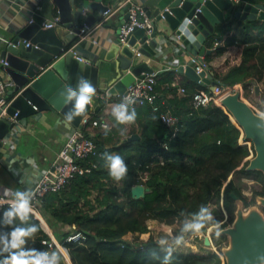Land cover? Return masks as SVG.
Listing matches in <instances>:
<instances>
[{
	"label": "trees",
	"instance_id": "trees-1",
	"mask_svg": "<svg viewBox=\"0 0 264 264\" xmlns=\"http://www.w3.org/2000/svg\"><path fill=\"white\" fill-rule=\"evenodd\" d=\"M249 1L264 5V0ZM215 31L207 39L208 44L225 37L224 44L215 46V54H222L227 45H235L239 59L222 71L210 64L213 54L205 60L221 86L235 85L246 100L247 88L259 85L264 78V19H226L215 26ZM198 90L209 88L175 68L156 74L155 101L159 110L144 104L130 111L138 125L127 134L120 132L122 120L111 116L113 126L91 136L102 152L101 156L88 158L95 166L88 172L73 174L63 188L43 195L38 207L42 224L67 249L72 264H225L218 243L226 235L217 236L209 229L219 230L232 221L235 201L230 191L245 205L253 204L256 195L264 196V176L260 170H246L253 146L242 139L241 128L218 100L193 106L191 98ZM104 104L100 100L89 116L99 117ZM159 111L174 114L176 123L166 125ZM133 134L139 137L129 138ZM117 155L127 169L119 180L110 175L109 169L110 158ZM143 172L147 173L145 180L141 178ZM235 176L250 177L260 187L248 197L241 192ZM135 183L149 187L144 197L132 196L131 186ZM209 205H214L212 215L205 220ZM194 215H201V219ZM149 221L179 227L174 234L168 233L172 240L152 235L142 239L140 234L150 230ZM188 223L200 225L209 234L210 247L194 249L197 238L178 242L182 227ZM42 224L29 210L21 213L15 206H2L0 264H12L13 257H22L29 264L36 260L40 264H65L56 246L47 244L51 237ZM74 231H81L84 240L66 241L65 237ZM18 232L24 233L19 244L14 240ZM200 239L203 242V237Z\"/></svg>",
	"mask_w": 264,
	"mask_h": 264
},
{
	"label": "water",
	"instance_id": "water-1",
	"mask_svg": "<svg viewBox=\"0 0 264 264\" xmlns=\"http://www.w3.org/2000/svg\"><path fill=\"white\" fill-rule=\"evenodd\" d=\"M51 1L57 6L61 30L56 26L44 28L36 20L28 22L2 51L1 58H4L7 64L1 68L13 81V85L6 91V96L10 99L6 112L9 116L17 112L15 118L20 119L45 110H56L71 124L78 126L90 105L86 104L85 110L77 114V97L85 85L93 89L98 87L99 62L82 57L79 59L80 55L74 45L79 41L80 28L92 26L101 19L102 12L109 4H103L102 0H94V4H91V0ZM130 4L128 2L125 8ZM92 5H95L93 7H96L99 13L84 15L82 10ZM225 10H229V17L236 19H264V5L260 2L247 1L235 5L232 0H181L164 9L159 15V19L162 18L167 23V31H170L163 32L161 36L169 39L172 34H178L179 44L186 53L196 55L201 60L205 53L211 51L203 43L216 32L215 26L226 20ZM127 19L128 11L121 24ZM157 35L155 28L151 33H147L143 27H134L124 41H120L117 35L108 44L103 59L112 62L114 68V77L105 86L108 95L124 96L127 86L146 73L154 71L159 74L163 71L155 70L149 63L151 57L156 54ZM136 51L145 59L137 56ZM176 70L190 80L207 86L209 91L222 85L210 68L197 74L193 66L180 64ZM69 90L75 92L76 96L69 99ZM254 92L259 93L258 84L254 86ZM91 101L93 102V97ZM218 101L241 128L243 138L253 146L254 152L248 159L246 170H260L264 176V114L255 111L242 98L238 88L222 94ZM13 125L14 122L7 117H0V139ZM138 137V134L129 136L132 139ZM147 191L149 187L144 183L131 186L134 198L144 197ZM229 195L235 201L232 221L219 230L210 229V232L226 235L228 238L227 245L221 248L225 264H264L261 259L264 258V212L261 210V207H264V196L256 195L255 202L245 206L243 200L233 191H230ZM194 217L201 219V215ZM42 219L41 217V224ZM43 228L52 234L51 230L44 226ZM193 229L195 228L192 227ZM203 241L205 245L210 246L209 234L204 235Z\"/></svg>",
	"mask_w": 264,
	"mask_h": 264
},
{
	"label": "crops",
	"instance_id": "crops-1",
	"mask_svg": "<svg viewBox=\"0 0 264 264\" xmlns=\"http://www.w3.org/2000/svg\"><path fill=\"white\" fill-rule=\"evenodd\" d=\"M124 1L102 0L103 4L109 5ZM179 1L181 0L129 1L132 4L141 6L154 21V28L158 32L156 37L158 43L155 47L156 54L151 57L149 63L155 70L176 69L175 59L182 60L187 55L185 52V54L173 55L172 47L166 45L167 38L161 36L163 32L169 33L170 31H167V23L162 18L159 19V15L164 9ZM90 2L94 4V0ZM93 6L95 5L84 8L86 9V14L93 13L96 15L99 13L97 8ZM125 6L126 4L106 20L102 22L101 19L97 20L91 26L88 37L79 39L74 45L80 57L92 62H99L98 87L92 93L93 102L88 111L89 114L92 115L94 113L95 107L100 100H104L105 104L100 111L99 117H90V115L88 118L85 131L92 137L101 134L104 129L111 128L113 126L111 116L118 117L120 112H123L126 117H131V119L122 121L123 129L120 132L125 131L127 134L130 129L137 128L138 125L137 117L135 118L130 114L131 110H129L123 96H109L106 94L105 87L114 77V68L112 62L103 59V54L108 44L118 35L121 20L128 11ZM57 14V6L51 0H0V75L7 76L1 69L3 49L9 41H12L17 36L20 29L29 22V18L33 17L36 21H40L51 19ZM225 16L226 19L232 18L229 17V10H225ZM56 27L61 30L59 24ZM70 36L71 34H69ZM91 39H96L97 43H94ZM214 40L212 41L213 44H208L209 40L207 41V39L203 43L206 48L211 49L209 53H205L204 59L208 54H213L210 64L214 69L222 71L225 70L227 64L238 61L239 48L235 45H227L225 51L217 55L214 52L215 42L224 44L225 37L218 41ZM139 57L145 59L142 55ZM263 84V82L259 84V93ZM19 120L23 122L24 126L16 124L15 128L12 129L15 130L14 138H10L7 145H2L0 142V196L3 197H14L17 194L27 193L32 187L33 180L38 177L42 169L48 166L63 144L67 134L75 127L56 110H45ZM102 121H106L108 126H102ZM16 243L19 244L20 242L17 240Z\"/></svg>",
	"mask_w": 264,
	"mask_h": 264
},
{
	"label": "built area",
	"instance_id": "built-area-1",
	"mask_svg": "<svg viewBox=\"0 0 264 264\" xmlns=\"http://www.w3.org/2000/svg\"><path fill=\"white\" fill-rule=\"evenodd\" d=\"M127 1L129 2L130 0H125L122 3L109 5L102 12L101 22L106 20L110 15L114 14L123 5L127 4ZM247 1L249 0H232L235 5H240ZM127 8L128 19L124 23H122L118 29V36L120 41H124L126 36L134 29V27H143L147 33H151L153 31L155 27L154 21L150 16L147 15L146 11L141 6L131 3ZM82 13L86 14V9H83ZM33 21H35V19L33 17H30L29 22ZM38 22L44 28L55 27L59 22V15L57 14L51 19H43ZM91 28V26L81 27L79 32V39L88 37ZM91 40L94 43H97L96 39ZM217 44L218 42H215V45ZM26 45H28V42H26ZM166 45L172 47L173 52H171L173 53V55L183 54L184 52L186 53V51H184V48L179 44L178 34H172L170 38L167 39ZM136 55L140 56V52L136 51ZM78 58L81 59V57ZM6 64V60L4 58H1V67L5 66ZM180 64L183 66L188 64L193 66L197 74L200 71L209 68L208 62H206L204 57L203 59L199 60L196 55L189 54L183 57L182 60L175 59V67ZM155 84L156 74L154 71L151 73H146L142 78L129 84L126 89V94L123 96L129 110L134 111L136 107L144 104L151 105V108L153 110H159V104H157L155 101L157 97ZM12 85L13 81L8 75H0V117H7L9 120L14 122L13 127L6 133L3 138L0 139L2 145H7L9 139L14 138L15 130L12 129L15 128L16 124H21L24 126L23 122L15 118L17 112H15L13 116H9L6 112V109L10 103V99L6 96V91ZM236 88L237 87L235 85L229 87L218 85L215 86V89L212 91L198 90L193 93L191 101L194 107L204 106L211 100H218L222 94L234 91ZM249 89L251 93H254V85H250ZM179 90L183 92L184 88L181 86ZM91 96L92 94H90V107L92 105ZM89 115V112H87L81 118L79 125L73 127L70 130L60 149L57 151L55 157L51 160L46 168L40 171L38 177L33 180L31 189L25 194H17L14 197L0 196V208L4 205L15 206L16 208H18L19 204L22 201H26L27 209L34 213L37 217L41 218L38 207L41 203L43 195L46 192L56 191L63 188L66 184L69 183L70 178L73 174L88 172L91 167L95 166V163L89 162L88 158L94 155L101 156L102 152L99 151V148L93 138L85 131V127L88 124ZM159 117L168 126H173L177 121V117L168 111H159ZM102 126L106 127L108 126V123L106 121H102ZM173 134L174 133L172 131L170 136H172ZM146 174V172H143V174H141L142 180H145ZM191 225L195 224L188 223L186 226L182 227L183 229L181 230L180 235H178V242L196 239L197 236L201 233L202 229H197L196 227H194L195 229L192 230ZM50 237L51 239L47 241V244L49 246H56L57 250L63 257V260L65 259V264H72L69 259V255L66 256L63 252V249H65L66 252L67 249L55 238L53 234H50ZM84 238L85 235L81 231H74L70 232L65 237V240L81 241L84 240ZM43 241L46 242L45 240Z\"/></svg>",
	"mask_w": 264,
	"mask_h": 264
},
{
	"label": "rangeland",
	"instance_id": "rangeland-1",
	"mask_svg": "<svg viewBox=\"0 0 264 264\" xmlns=\"http://www.w3.org/2000/svg\"><path fill=\"white\" fill-rule=\"evenodd\" d=\"M261 82L264 83V80H262ZM247 89L248 90L246 92V95L243 94L244 97L246 98V101H248L254 108H258V109L262 110V112L264 113V84H263V87L260 90V93H259L258 96L254 95L255 93H251L249 88H247ZM242 139H244V138H242ZM248 143H250V142H248ZM252 155H253V151H251V153L247 156V158L249 159ZM234 180L240 186L241 192L244 195L248 196V197L252 196L254 189H257V188L260 187V184L256 180H254V179H252L250 177L235 176ZM249 205H251V204H249ZM246 206H248V205H246ZM213 207H214V205H209L208 206V209H207L208 210V214L205 216V220H206V218L208 216L212 215ZM261 210L264 212V207H261ZM148 224H149V229L150 230L147 231V232H144V233H142L140 235V237L142 239H147L150 235H152L155 238H161V239L163 238V239L172 240V239H170L171 237L168 236V233L170 232V233L174 234L175 233V229H177L179 227L178 225L163 226L162 223H159L157 221H149ZM194 224L197 225L196 223H194ZM229 224H230V222L227 225H229ZM43 225H44V227L47 230H49L45 223H43ZM212 225H216V224H212ZM208 227L210 228V225ZM212 229L217 230L218 228L212 227ZM205 234H207L206 231H202L201 230V233L197 236V241L198 242L196 243L197 245H195L194 249H197L198 247H201V246L210 247L209 245H205L204 241L202 242L201 241L202 239H200L201 237H203V240H204V235ZM225 237H226V239H222L218 243L220 245V249L225 247L227 245V243H228V238H227V236H225ZM191 240H195V239H191ZM221 252H222V250H221ZM224 260H225V258H224Z\"/></svg>",
	"mask_w": 264,
	"mask_h": 264
},
{
	"label": "clouds",
	"instance_id": "clouds-1",
	"mask_svg": "<svg viewBox=\"0 0 264 264\" xmlns=\"http://www.w3.org/2000/svg\"><path fill=\"white\" fill-rule=\"evenodd\" d=\"M69 91H70L69 99L71 98V96H76L75 92H71V90H69ZM94 91H95V89L89 87L88 85H85L80 90V94L77 97V103L75 105V108L77 110V114H79L80 112H83L85 110V105L90 102V94L94 93ZM258 94H255V95H258ZM118 118L121 119L122 121L125 119H131V117H126L123 112H120L118 114ZM69 119H71V117H69ZM109 169H110V175L117 180L121 179L127 171L126 166L124 165L121 157L118 155L110 158ZM17 210L20 211L21 213L26 212L28 210L26 201H22L19 204ZM191 227H196L198 229L201 226L200 225H191ZM23 234L24 233H22V232L15 233L14 234L15 239H17V240L20 239V237ZM217 236H219V233H217ZM261 259H262V261H264V258H261ZM12 264H29V261L26 259H23L22 257H13ZM35 264H40L39 260H36Z\"/></svg>",
	"mask_w": 264,
	"mask_h": 264
},
{
	"label": "bare ground",
	"instance_id": "bare-ground-1",
	"mask_svg": "<svg viewBox=\"0 0 264 264\" xmlns=\"http://www.w3.org/2000/svg\"><path fill=\"white\" fill-rule=\"evenodd\" d=\"M41 221H43V220H41ZM44 222V221H43ZM49 229V228H48ZM50 231V230H49ZM63 252L65 253V255L66 256H68V254H67V252H66V250L65 249H63ZM65 260V259H64Z\"/></svg>",
	"mask_w": 264,
	"mask_h": 264
}]
</instances>
